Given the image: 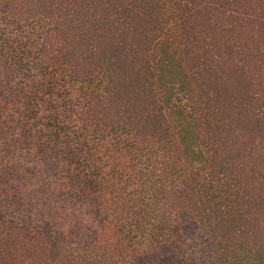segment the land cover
<instances>
[{"label":"trees","instance_id":"obj_1","mask_svg":"<svg viewBox=\"0 0 264 264\" xmlns=\"http://www.w3.org/2000/svg\"><path fill=\"white\" fill-rule=\"evenodd\" d=\"M0 264H264V0H0Z\"/></svg>","mask_w":264,"mask_h":264}]
</instances>
